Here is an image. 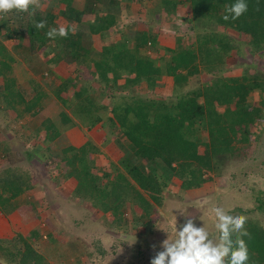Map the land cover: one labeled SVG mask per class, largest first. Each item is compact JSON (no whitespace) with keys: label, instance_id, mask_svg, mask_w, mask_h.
Here are the masks:
<instances>
[{"label":"rangeland","instance_id":"obj_1","mask_svg":"<svg viewBox=\"0 0 264 264\" xmlns=\"http://www.w3.org/2000/svg\"><path fill=\"white\" fill-rule=\"evenodd\" d=\"M87 1L74 0L73 5L84 11ZM174 2H122L116 23L103 34H98L91 32L89 26L94 15H85L84 23L79 24L64 16L67 5L60 0H37L35 13L46 21H49V15H53L52 27L64 26L68 32H78L92 43L91 59L84 63L57 61L47 45H35L30 39L5 37L9 30L22 25L21 12L0 14V43L16 59L11 64L17 86L28 100L44 95L39 114L21 118L6 107L0 97V177L8 166L3 161L9 158L10 163L16 164L13 169L44 182V176L51 175L49 168H44V162L52 170L59 168L62 157H81V148L88 144L89 148L91 145L96 147L89 154V159L94 162V173L101 177L105 190L111 191V183L118 181L121 175L130 178V171L136 166L144 174L154 175L162 189L160 204L152 199L151 192L140 189L154 207L149 214L140 205L127 202L121 209V220H117L110 213L97 210L88 200L86 206L92 212L73 216L65 225L59 224L56 218L52 222V212L47 210L50 198L47 199L46 195L57 187L49 189L47 194L44 187L32 194L26 191L17 203L33 206V217L24 219L20 215L11 216L0 211V261L3 264H21V258H14L12 254L31 248L35 256L44 258L41 264H150L151 258L160 250V242L167 238V233L174 235L171 230L184 222V215L194 219L198 225L208 224L211 233L216 235L218 230L214 226L215 216L211 208L218 203L242 212L248 217L247 223L252 222L264 229V211L259 208L264 202V43L258 49L248 29L199 18L188 2ZM104 9L105 5H97V11ZM1 24H6V27ZM144 35L148 37L147 41L140 43ZM153 38L156 44L152 42ZM206 41L223 58L218 57L217 61L209 64L200 62L199 75L191 77L184 85L177 84L165 72L171 55L168 49L180 50L187 46L201 56L202 51L210 49L203 47ZM122 43L154 60L161 74L143 77L138 84L126 86L127 78L135 74L122 70L120 61L115 58ZM95 62L103 65L105 72L97 69ZM244 76L250 77L252 82L249 83H258V86L243 99L244 105L233 103L231 109L242 106L247 118L251 119L247 123L250 143H237L238 151L234 156H218L213 170L203 169L201 176L206 179L203 184L187 188L184 186L186 177L182 178L159 161L150 162L134 155L124 134V116L133 117V112L129 114L128 109L155 100L172 105L186 93L200 90L211 81ZM3 84L4 78L0 77V86ZM62 86L69 90L61 91ZM83 87L89 89L86 95L98 103L104 119L93 128L80 118L82 115L76 111L77 102L73 101L75 91ZM58 94L69 100L70 107L63 104ZM199 100L203 103L204 98ZM217 110L223 114L225 106L219 105ZM63 112L74 117L76 126L69 128L62 123ZM51 122L60 131V136L49 144L55 149V156L52 158L48 154L51 158H43L42 151H37L36 147L41 146L44 138L36 139L32 134L46 130ZM10 133L12 136L7 137ZM198 139V151L206 154L207 132H199ZM4 141H8L10 152L2 157ZM153 244L155 249L151 247Z\"/></svg>","mask_w":264,"mask_h":264},{"label":"trees","instance_id":"obj_2","mask_svg":"<svg viewBox=\"0 0 264 264\" xmlns=\"http://www.w3.org/2000/svg\"><path fill=\"white\" fill-rule=\"evenodd\" d=\"M131 1L134 0H88L86 9L80 11L74 7V0H60L67 5L63 11L64 16L71 21L82 24L85 15H94L93 20L89 21V26L91 32L98 34H103L116 23L119 4ZM184 1L190 4L192 11L199 18H206L228 27L239 26L248 29L252 41L258 49H261L264 43V0H248V11L237 20L229 19L227 21L223 19L226 14L225 8L234 0ZM166 3L173 4L175 2L166 0ZM99 4L105 5L103 11H97ZM181 4L183 5L184 2L182 1ZM89 9L91 10L89 11ZM3 15H7V13ZM19 17L22 25L14 30H9V34L5 37L30 39L35 45H47L51 48L57 61L64 59L84 63L91 59L92 43L82 34L68 32L66 37L56 36L55 38L46 35L47 31L52 28L53 15H49V21L37 13L32 15L31 11L27 18L26 12H21ZM40 20L46 21V25L42 29H37L35 22ZM1 25L6 27V24ZM218 36L223 39L220 35ZM147 38L146 35L142 36L141 40L143 41L140 43L147 41ZM152 42L156 44L155 39ZM208 44L209 42L206 41L203 47L210 49L202 51L201 56L196 50L187 46L180 50L168 49L171 55L167 60L165 72L172 76L177 84L188 83L191 77L201 73L200 62L209 64L217 61L218 57L223 58L215 48ZM115 58L120 61L122 70L135 74L134 77L127 78L125 85L128 87L138 84L143 80V77H156L161 74L154 60L144 56L138 50H130L124 43L120 45ZM15 60L6 47L0 43V77L4 78V84L0 86L1 101L9 109L16 111L20 117L36 116L42 109L44 95L39 93L40 96L31 100L24 97L17 86V79L12 71L11 63ZM95 64L97 69L101 68L102 72H105L103 65L99 62H95ZM249 82L252 80L248 76L227 78L225 81L219 79L211 81L200 90L186 93L172 105L155 100L140 103L132 110L128 109L129 114L133 112V117L124 116L123 126L125 128H123L129 147L136 157L150 162L159 161L182 178L186 177L185 187L200 186L206 180L201 176L203 169L213 170L217 165L218 156H234L238 151L237 143H250L251 133L247 123L251 119L247 118L242 106L235 110L231 109L233 103L244 105L243 99L258 86V83ZM60 90L68 91L69 89L67 86H62ZM87 90L89 91L84 87L76 90L73 101L77 102L76 111L82 115L80 118L93 128L103 123L104 119L99 112L98 103L86 95ZM200 97L204 98L203 103H200ZM58 98L66 107H70L69 100L62 99L59 94ZM219 105L225 106V113H219L217 110ZM61 121L69 128L76 126L74 117L67 112L62 113ZM45 129L52 134L48 143L54 142L60 136V131L52 122ZM199 132H207L209 136V140L206 142L208 149L206 154H201L198 151ZM240 133L242 134L241 138H239ZM9 149V145L5 143L1 156L7 155L6 153L10 152ZM92 150H96V147L91 145L89 148L86 144L81 148V157H62L61 159L62 166L68 169V176L75 177L78 181L77 195L91 201L104 214L110 213L117 220H121V209L127 202L140 205L147 214L154 209L140 189L144 192H151L152 199L157 204L161 203L159 194L162 189L158 179L154 175L144 174L139 166L133 167L130 171V178L121 175L118 181H110V183L112 182L111 191L105 190L106 188L101 185V177L94 173V162L89 159ZM32 188L33 184L29 173L14 169L5 170L4 175L0 177V211L7 214L12 213L19 207L17 203L19 197ZM259 208L264 211V202H261ZM245 227L250 233V238L245 237L250 250L249 264H264V229L252 222L246 223ZM12 255L14 258L19 256L21 264H41L44 259L40 255L35 256L32 248L29 251L20 249ZM11 262L14 263L15 260L12 259Z\"/></svg>","mask_w":264,"mask_h":264},{"label":"clouds","instance_id":"obj_3","mask_svg":"<svg viewBox=\"0 0 264 264\" xmlns=\"http://www.w3.org/2000/svg\"><path fill=\"white\" fill-rule=\"evenodd\" d=\"M37 0H0V14L12 11L29 12L35 15ZM248 11V0H234L225 8L224 20H237ZM46 21L35 22L37 29H42ZM69 29L64 26L50 28L46 35L66 37ZM214 226L218 230L213 235L208 224H197L189 216L184 222L172 228L174 235L167 233V238L160 242V250L151 258L150 264H249L250 233L245 227L248 217L239 211H233L218 203L212 206ZM183 215V214H182ZM165 232V231H164ZM153 249L156 245H151ZM3 264V261H0Z\"/></svg>","mask_w":264,"mask_h":264},{"label":"crops","instance_id":"obj_4","mask_svg":"<svg viewBox=\"0 0 264 264\" xmlns=\"http://www.w3.org/2000/svg\"><path fill=\"white\" fill-rule=\"evenodd\" d=\"M14 111V110H13ZM16 112V111H14ZM17 113V112H16ZM19 116V115H18ZM24 117V116H23ZM19 118H21L19 116ZM12 133H10V136L7 137H11ZM51 133L48 132L47 130H39L38 132H34V134H32V137L34 138H44V141L42 143H40V147L37 146L36 150L43 153V158L44 157H50L48 156V154L52 155V158L55 156V149L51 146H49V144L51 145L52 142L50 141L51 138ZM22 137V134H21ZM47 143H46V142ZM74 141V140H72ZM3 144L8 143V141H4L2 142ZM4 148V145L2 147V150ZM41 150V151H40ZM36 151V152H37ZM47 155V156H46ZM44 160V159H43ZM10 159H6L3 162H7L8 166L6 170H10L15 168L16 164L10 163L9 162ZM40 161H42V159H40ZM54 161V160H51ZM63 164V163H62ZM62 164H58L59 168H54L52 170L51 166L49 164H47L46 162L43 163L44 168L46 169L49 168L51 175H45L44 176V182L42 179H38V178H33L32 179V184H33V188L30 190L31 194L34 192V190H42V188L44 187L46 189L45 194H47L49 189H54L55 187L56 190L53 193H48L46 195L47 199L50 198V205L47 207V210L49 209L50 212H52L51 214V218L52 220L54 218L57 219V221H59V224L65 225L68 221V219H70L73 216H77L79 214H85L87 212H92V209L88 208L86 206V202H88L87 199L82 198L81 196L77 195V186H78V181L75 177H71L68 176V169H65ZM48 165V166H47ZM61 165V166H59ZM54 167H56L55 165H53ZM15 170V169H14ZM55 173L53 175V172ZM44 194V193H43ZM44 194V195H45ZM41 196V194L39 195ZM92 204V202H91ZM33 207V206H32ZM32 207L28 206L27 204H20L18 209L14 212V213H10L11 216L15 215L18 216L20 215L21 217H24V219L26 217H33V209ZM94 210H96L94 208ZM100 210V209H97ZM55 220V219H54ZM54 220L52 222H54Z\"/></svg>","mask_w":264,"mask_h":264}]
</instances>
